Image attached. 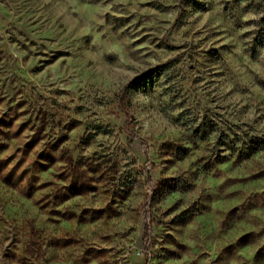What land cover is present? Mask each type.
I'll return each mask as SVG.
<instances>
[{"label": "rangeland", "instance_id": "obj_1", "mask_svg": "<svg viewBox=\"0 0 264 264\" xmlns=\"http://www.w3.org/2000/svg\"><path fill=\"white\" fill-rule=\"evenodd\" d=\"M0 264H264V0H0Z\"/></svg>", "mask_w": 264, "mask_h": 264}]
</instances>
